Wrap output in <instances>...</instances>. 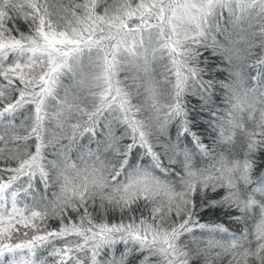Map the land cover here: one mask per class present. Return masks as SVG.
<instances>
[{"label":"snow or ice","instance_id":"obj_1","mask_svg":"<svg viewBox=\"0 0 264 264\" xmlns=\"http://www.w3.org/2000/svg\"><path fill=\"white\" fill-rule=\"evenodd\" d=\"M0 264H264V0H0Z\"/></svg>","mask_w":264,"mask_h":264}]
</instances>
